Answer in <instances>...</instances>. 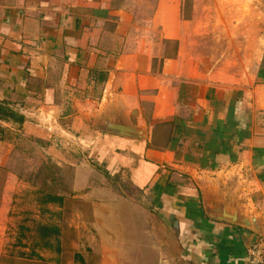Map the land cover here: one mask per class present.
<instances>
[{
	"label": "crops",
	"instance_id": "0c3cea01",
	"mask_svg": "<svg viewBox=\"0 0 264 264\" xmlns=\"http://www.w3.org/2000/svg\"><path fill=\"white\" fill-rule=\"evenodd\" d=\"M184 2L0 0V210L18 162L50 158L72 171V190L36 202L88 210L79 235L97 264H254V245L264 264V47L248 72L220 68ZM90 117H135L145 136ZM208 200L259 229L211 218Z\"/></svg>",
	"mask_w": 264,
	"mask_h": 264
},
{
	"label": "rangeland",
	"instance_id": "374dc122",
	"mask_svg": "<svg viewBox=\"0 0 264 264\" xmlns=\"http://www.w3.org/2000/svg\"><path fill=\"white\" fill-rule=\"evenodd\" d=\"M194 9V25L199 31L201 42L200 52L220 57V68L230 70L233 74L248 72L264 47V0H185L184 15L191 17ZM18 151L28 156L34 153L25 140L18 146ZM48 160L41 157L42 163L32 160L18 162L17 167L24 176L9 182L11 192L5 197L8 208L0 210V250L7 251L3 262L97 264L94 254L86 251L89 242L85 235H79V218L88 210L73 199L67 202V209L57 207V204L48 210L41 209L36 202V198L40 196L43 199L46 192L57 195L72 190V171L63 170L50 158ZM9 170V167L0 166V205L4 200V187L10 179ZM119 181L123 190L121 194L130 197V185H127L126 177ZM37 190L45 192L37 195ZM35 221L60 227L61 252L38 248L41 251L38 254L40 257L34 255L33 240L30 237L32 233L26 229L32 228ZM23 234L26 237L19 241ZM16 257H22V260Z\"/></svg>",
	"mask_w": 264,
	"mask_h": 264
},
{
	"label": "water",
	"instance_id": "95a60500",
	"mask_svg": "<svg viewBox=\"0 0 264 264\" xmlns=\"http://www.w3.org/2000/svg\"><path fill=\"white\" fill-rule=\"evenodd\" d=\"M134 114H136V111L134 112ZM90 121L95 127L102 129L106 132H112L118 135L133 138H142L145 136L143 129H141L137 125V120L135 117H132L131 122L125 121L123 119L111 120L109 118L104 117L97 120L94 117H90ZM207 205L208 215L213 219L235 223L248 228L259 229L258 218H248L246 216H242L239 213L237 207L235 206H219L216 205V203L212 200H208Z\"/></svg>",
	"mask_w": 264,
	"mask_h": 264
},
{
	"label": "trees",
	"instance_id": "16d2710c",
	"mask_svg": "<svg viewBox=\"0 0 264 264\" xmlns=\"http://www.w3.org/2000/svg\"><path fill=\"white\" fill-rule=\"evenodd\" d=\"M40 163H42V161H40ZM43 200L45 202L57 203L59 201H62V197L51 193H44ZM22 228L26 229L25 226H23ZM26 230L32 233L30 237L33 240V252L35 253L34 255L40 257L35 251L38 248L61 252V229L58 225L35 221L34 226L32 228H27ZM24 237L26 236L23 234L22 238ZM19 241H22V239H20Z\"/></svg>",
	"mask_w": 264,
	"mask_h": 264
},
{
	"label": "built area",
	"instance_id": "2783aa9c",
	"mask_svg": "<svg viewBox=\"0 0 264 264\" xmlns=\"http://www.w3.org/2000/svg\"><path fill=\"white\" fill-rule=\"evenodd\" d=\"M251 255H252V262L254 264H259L262 262V252L260 246L254 245L251 251Z\"/></svg>",
	"mask_w": 264,
	"mask_h": 264
}]
</instances>
